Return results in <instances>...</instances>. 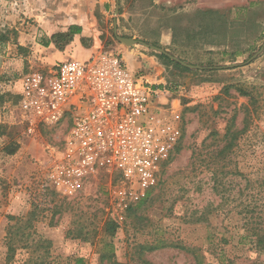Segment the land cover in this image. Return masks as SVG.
<instances>
[{"label":"rangeland","instance_id":"1","mask_svg":"<svg viewBox=\"0 0 264 264\" xmlns=\"http://www.w3.org/2000/svg\"><path fill=\"white\" fill-rule=\"evenodd\" d=\"M68 23L84 28L75 47L117 54L147 78L178 131L143 202L116 208V173L70 198L32 185L37 165L62 153L70 121L28 135L21 80L57 64L59 50L44 45ZM162 32L172 34L167 47ZM263 46L264 0H0V264H264L255 242L264 236ZM227 127L240 134L222 151ZM109 218L119 227L106 239ZM9 239L16 251L8 262Z\"/></svg>","mask_w":264,"mask_h":264},{"label":"built area","instance_id":"2","mask_svg":"<svg viewBox=\"0 0 264 264\" xmlns=\"http://www.w3.org/2000/svg\"><path fill=\"white\" fill-rule=\"evenodd\" d=\"M160 93L112 52L57 63L22 78L19 110L28 135L70 121L62 153L37 165L36 193L55 191L70 198L87 181L116 173L117 209L144 200L158 185L161 167L179 139L162 116Z\"/></svg>","mask_w":264,"mask_h":264},{"label":"crops","instance_id":"3","mask_svg":"<svg viewBox=\"0 0 264 264\" xmlns=\"http://www.w3.org/2000/svg\"><path fill=\"white\" fill-rule=\"evenodd\" d=\"M66 33L70 34V38H68V39L66 38V40L65 39L61 40L62 41L61 44L60 43H56L55 44L54 41L57 38L56 36L57 35L58 36L59 35L62 36V34H66ZM85 36L86 35L84 33V28L79 23H68L67 24V28L59 29L56 32H54V34L49 37L50 42H45V45H44V47H46V49H50L51 47H54V48H57L59 50L58 51L59 55H58L57 59L54 61L53 64L58 63L59 61H61L62 57H64L63 60H65V59L70 60V58L76 57L79 53H84L86 55L85 59L77 60V59L74 58V60H76V61H84V60L88 59L92 54H94L96 51L95 52H93V51L91 52L89 49H84L81 46V44H80L79 48L75 47V46H77L76 44L78 42L81 43L80 41H82V39L85 38ZM171 40H172V34L169 33V32H167V33L162 32L161 35L158 36L159 44H160V46H163V47H167L168 45H170ZM135 68L136 67H132L131 70L135 71L136 70Z\"/></svg>","mask_w":264,"mask_h":264},{"label":"trees","instance_id":"4","mask_svg":"<svg viewBox=\"0 0 264 264\" xmlns=\"http://www.w3.org/2000/svg\"><path fill=\"white\" fill-rule=\"evenodd\" d=\"M57 37H59L60 40H64V39L66 40V38L67 39L70 38V34L66 33V34H62V36H60V35L58 36L57 35ZM239 134H240V132H231L230 128L227 127L226 128V133L224 135L226 146L224 147V149L222 151H228L232 147H234L235 141L237 140ZM150 193H151V191H150ZM149 194L147 195V197L144 200H146L148 198ZM144 200H142L141 202H143ZM141 202H140V204H141ZM127 211H128V214H134L136 210L130 207V208L127 209ZM118 227H119V223L115 219L109 218L107 221H105L104 225H103V234L106 237V239L107 238L108 239L109 238H113L115 233H116V231H117V229H118ZM255 242H256V246L260 250L264 251V236H260L259 234H257ZM102 244H103V248L106 247L107 249H109L107 251V253H105V255L110 254V256H108V257L110 259H113V253H112L113 245H112V243L106 242V241L103 240ZM7 245H8V247H7V258H6V260L9 262V261H12L14 259L16 249H15V247H13L12 239H9V241L7 242ZM151 248H155V247H151ZM182 249L185 250L186 252H190V250L187 249V248H182ZM77 262L79 264H82L81 260H79ZM35 264H37V263H35ZM196 264H217V263H211V262L207 263L203 259H196Z\"/></svg>","mask_w":264,"mask_h":264},{"label":"water","instance_id":"5","mask_svg":"<svg viewBox=\"0 0 264 264\" xmlns=\"http://www.w3.org/2000/svg\"><path fill=\"white\" fill-rule=\"evenodd\" d=\"M118 39H119V41H121V42H127V41H128V42H130V43H135V41L128 40V39H122V38H118ZM139 44H142L143 46H145V47H147V48H149V49H152V50H154V51H156V52H159L160 54L169 57L170 59H172V60H174V61L180 63L181 65H183V66H185V67H187V68H190V69H203V68H201V67H195V66L187 65V64H185V63L179 61L178 59H176V58H174V57H171L166 51H164V50H162V49H159V48H156V47H153V46L147 45V44L142 43V42H139ZM263 47H264V46H263ZM262 49H263V48H262ZM256 55H257V54H256ZM256 55H254V56H256Z\"/></svg>","mask_w":264,"mask_h":264},{"label":"flooded vegetation","instance_id":"6","mask_svg":"<svg viewBox=\"0 0 264 264\" xmlns=\"http://www.w3.org/2000/svg\"><path fill=\"white\" fill-rule=\"evenodd\" d=\"M133 73V72H132ZM135 74V73H134Z\"/></svg>","mask_w":264,"mask_h":264}]
</instances>
